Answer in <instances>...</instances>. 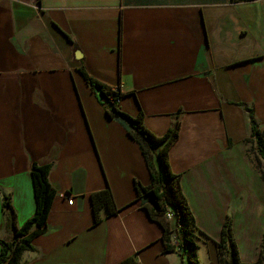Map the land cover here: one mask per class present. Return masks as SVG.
<instances>
[{
    "label": "crops",
    "instance_id": "0c3cea01",
    "mask_svg": "<svg viewBox=\"0 0 264 264\" xmlns=\"http://www.w3.org/2000/svg\"><path fill=\"white\" fill-rule=\"evenodd\" d=\"M81 65L153 135L178 123L168 162L194 219L198 263L227 264L216 246L227 217L240 262H255L264 180L239 103L260 128L264 0H0V241L34 215L31 165L49 164L46 230L21 264H187L165 251L137 199L135 183H150L139 143L106 114ZM107 189L117 211L102 205L95 222L92 196Z\"/></svg>",
    "mask_w": 264,
    "mask_h": 264
},
{
    "label": "trees",
    "instance_id": "16d2710c",
    "mask_svg": "<svg viewBox=\"0 0 264 264\" xmlns=\"http://www.w3.org/2000/svg\"><path fill=\"white\" fill-rule=\"evenodd\" d=\"M67 38L74 44L69 36ZM79 72L98 102L104 106L106 114L109 117H117L123 123L125 122L127 133L141 147L149 170L150 183L144 186L136 182L135 191L137 199H141L149 218L160 225L162 239L165 242V251L186 254L187 264H199L196 254L198 247L196 234L193 231L194 219L179 188L178 176L171 171L168 162L169 149L178 137V123L174 122L163 136L153 135L142 125L141 114L136 117L127 116L111 102L110 98L114 94V89L121 95L118 89L93 78L82 65L79 67ZM97 92L104 94V99L100 100L97 97ZM239 105L247 111L250 124V138L247 141L253 144L258 165L259 162L262 163L263 168L261 167L260 171L264 180V130L259 128L252 107L244 103H239ZM49 169V164L38 165L33 163L31 165L30 173L35 199L34 215L14 232L13 239L0 241V264H21L22 253L33 250L32 240L45 232L47 217L55 196V190L48 179ZM92 204L95 222L99 220L98 210L102 205L107 206L108 214L117 211L108 189L94 194ZM2 207L7 213V219L10 223L12 216L8 198H3ZM168 209L174 212V221L165 217ZM230 226L231 220L227 217L222 227L220 240L216 242L219 252L225 253L227 256V264H264V235L260 243L258 259L252 263H242L238 257L236 244L231 238ZM124 264L129 263L125 261Z\"/></svg>",
    "mask_w": 264,
    "mask_h": 264
},
{
    "label": "built area",
    "instance_id": "2783aa9c",
    "mask_svg": "<svg viewBox=\"0 0 264 264\" xmlns=\"http://www.w3.org/2000/svg\"><path fill=\"white\" fill-rule=\"evenodd\" d=\"M121 98V95L117 92V90L114 89V94L113 96L110 98L111 102L117 106V104L119 103ZM68 203L71 204V198L70 196H68ZM165 217L170 220V221H174L175 218V214L171 209H168L165 213ZM186 255V254H185ZM184 255V256H185Z\"/></svg>",
    "mask_w": 264,
    "mask_h": 264
},
{
    "label": "water",
    "instance_id": "95a60500",
    "mask_svg": "<svg viewBox=\"0 0 264 264\" xmlns=\"http://www.w3.org/2000/svg\"><path fill=\"white\" fill-rule=\"evenodd\" d=\"M75 55H76V57L77 58H79L77 55H78V52L77 51H75ZM97 97L100 99V100H102V99H104V94H102L101 92H97Z\"/></svg>",
    "mask_w": 264,
    "mask_h": 264
},
{
    "label": "rangeland",
    "instance_id": "374dc122",
    "mask_svg": "<svg viewBox=\"0 0 264 264\" xmlns=\"http://www.w3.org/2000/svg\"><path fill=\"white\" fill-rule=\"evenodd\" d=\"M259 124H260V129H261V130H264V122H261V123H259ZM261 167L263 168L262 163L259 162V168L262 169ZM263 173H264V170H263ZM230 220H231V219H230Z\"/></svg>",
    "mask_w": 264,
    "mask_h": 264
}]
</instances>
